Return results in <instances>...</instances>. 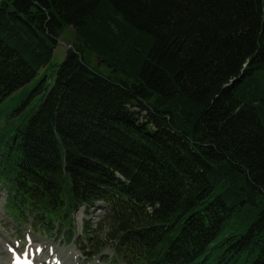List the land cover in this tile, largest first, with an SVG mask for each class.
Instances as JSON below:
<instances>
[{
	"label": "trees",
	"instance_id": "obj_1",
	"mask_svg": "<svg viewBox=\"0 0 264 264\" xmlns=\"http://www.w3.org/2000/svg\"><path fill=\"white\" fill-rule=\"evenodd\" d=\"M12 95V213L62 235L100 203L121 264H264V0H0Z\"/></svg>",
	"mask_w": 264,
	"mask_h": 264
},
{
	"label": "rangeland",
	"instance_id": "obj_2",
	"mask_svg": "<svg viewBox=\"0 0 264 264\" xmlns=\"http://www.w3.org/2000/svg\"><path fill=\"white\" fill-rule=\"evenodd\" d=\"M75 37L70 27L65 28L61 33L53 56L47 67L35 77L27 87V90L36 84L39 76L44 72L45 79L50 83L53 82L55 72L59 64L64 59L66 51L71 47ZM95 64L96 59L92 60ZM19 103L12 95L10 99L3 101L0 107V115L7 116L18 107ZM27 105L21 114L27 110ZM3 192L0 191V264H6L11 252L18 253L29 252L35 250L37 246H42V252L39 257L43 256L40 261H49L51 258L60 257L63 264H121L116 259L112 247L104 245V241L100 240V234L103 235L108 231V225L105 224L104 215L105 208L99 203V206L94 209L86 210L80 208L73 216V228L60 235L58 226L55 225L53 232L45 230L37 222H32L29 217L20 218L12 213L6 206ZM87 222V223H86ZM90 226L88 231H93L90 234V240L87 239L84 233V226ZM101 248L99 247L101 245ZM55 252L54 255L50 252ZM86 251V252H83ZM58 255V256H57ZM68 262V263H66Z\"/></svg>",
	"mask_w": 264,
	"mask_h": 264
},
{
	"label": "bare ground",
	"instance_id": "obj_3",
	"mask_svg": "<svg viewBox=\"0 0 264 264\" xmlns=\"http://www.w3.org/2000/svg\"><path fill=\"white\" fill-rule=\"evenodd\" d=\"M1 245L2 244L0 242V246ZM42 251H43L42 246L39 245V246H37V248L35 250H33V251L29 250V252H26V254H30V256L32 257V261L35 259L34 261H36V262H33L34 264H41L38 262V260H39L40 255H42L41 254ZM44 261H46V259ZM66 263H68V262H66ZM6 264H14V260L12 259V255L9 256L8 260L6 261Z\"/></svg>",
	"mask_w": 264,
	"mask_h": 264
}]
</instances>
